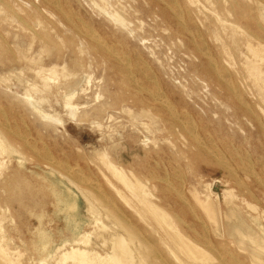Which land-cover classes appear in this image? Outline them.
<instances>
[{"label": "rangeland", "instance_id": "1", "mask_svg": "<svg viewBox=\"0 0 264 264\" xmlns=\"http://www.w3.org/2000/svg\"><path fill=\"white\" fill-rule=\"evenodd\" d=\"M239 2L245 6L235 10ZM257 2L264 6L263 0H111L129 32L93 0H0V135L7 131L15 147L0 150V243L11 251L0 254V264H62V250L43 258L35 241L41 227L57 241L60 234H77L66 206L75 200L77 236L87 243L82 247L110 246L109 236L121 229L113 218L119 214L141 239L135 248L141 245L151 261L179 264L171 250L183 254L170 235L141 210L109 162L141 180L150 178L149 170L156 173L149 188L154 195L170 194L161 204L174 218V232L204 248L216 264H264V59L262 76L253 75L246 45L251 37L264 50V19L258 17L264 10ZM220 64L228 80L209 73ZM52 67V75L41 71ZM155 90L162 100L152 96ZM67 93L75 115L65 105ZM145 106L158 114L156 123L142 115ZM171 118L177 128L168 126ZM67 177L96 198L94 206ZM54 189L64 200L60 207ZM251 255L259 259L251 261Z\"/></svg>", "mask_w": 264, "mask_h": 264}, {"label": "bare ground", "instance_id": "2", "mask_svg": "<svg viewBox=\"0 0 264 264\" xmlns=\"http://www.w3.org/2000/svg\"><path fill=\"white\" fill-rule=\"evenodd\" d=\"M42 1V0H41ZM49 1V0H48ZM94 1V7L96 6L101 12H107V14H108V16H109V18L113 21V22H115L116 24H118L119 26H121V27H124V29L125 30H127V31H131L132 32V30L129 28V24L127 23V21H126V19H125V17L121 14V12H120V10L119 9H117L114 5L112 6V4H111V0H93ZM123 1V0H122ZM162 1H164V0H162ZM166 1V0H165ZM198 1V0H197ZM264 1V0H263ZM172 2V1H171ZM173 2H174V0H173ZM182 2V1H181ZM52 3V2H51ZM92 3V2H91ZM183 3V2H182ZM226 3V2H225ZM54 4V3H53ZM166 4H167V2H166ZM169 4H172V3H170V1H169ZM168 5V4H167ZM174 5V4H173ZM172 5V6H173ZM202 5V4H201ZM219 5V4H218ZM256 5V7L258 8V9H260L261 11H262V9L264 10V6H262L261 4H260V2H257V4H255ZM204 6V5H203ZM243 6H245V2H239V3H237V5H236V7H235V10H241V9H243L242 7ZM171 7V6H170ZM177 7V6H176ZM179 8V7H178ZM203 9H205L204 7H203ZM61 10L63 11V14H66L65 12V10H63L62 8H61ZM187 10V9H186ZM250 10H252V9H250ZM254 11H255V9H253ZM259 10V11H260ZM12 11V10H11ZM180 11L181 10H179V11H175V14H176V16L178 17L179 15H180ZM188 11H190L189 9H188ZM260 11V12H261ZM54 12V11H53ZM244 12H246V11H244ZM2 13V12H1ZM5 13V12H4ZM158 14L159 12L157 11V10H155L154 11V14ZM68 14V13H67ZM70 15V14H69ZM255 15V14H254ZM107 16V15H106ZM12 17V16H11ZM67 17H68V15H67ZM258 17H261V18H263L264 19V14H258ZM13 18V17H12ZM191 18V17H190ZM68 19V18H67ZM183 19V18H182ZM187 19H189V18H187ZM219 19V18H218ZM63 20V19H62ZM3 21V19H1L0 20V23ZM141 21V20H140ZM182 21V20H181ZM258 21V20H257ZM15 22H16V20H15ZM72 22V21H71ZM180 23V22H179ZM225 23V22H224ZM34 24V23H33ZM37 24V23H36ZM35 24V25H36ZM73 24H75L74 22H73ZM39 25H41V23H39L38 25H37V27L39 26ZM181 25V24H180ZM229 25V24H228ZM247 25V24H246ZM74 26H76V24L74 25ZM181 26H183V23H182V25ZM184 27V26H183ZM239 27V26H238ZM83 28V27H82ZM190 28V27H189ZM84 29V28H83ZM248 29V28H247ZM189 30V29H188ZM196 30V29H195ZM195 30H193L194 32H195ZM240 30V29H239ZM198 31V33H199V30H197ZM250 31V30H249ZM83 32V31H82ZM85 33H86V35L88 34V35H92L93 36V39L95 38L96 39V36L97 35H94L92 32H90L89 30H85L84 31ZM252 32V31H251ZM115 33V32H114ZM204 33V32H203ZM192 35V34H191ZM257 36V35H256ZM262 36V35H261ZM204 38V37H203ZM251 38V37H250ZM250 38H248V41L246 42V45H247V48H248V50H249V52H251L252 53V55H253V59H251V61H250V64H249V68H250V71L252 72V74L253 75H255V76H257V77H260V76H262V74H263V71L262 70H260V67H259V63L261 62V61H263V59H264V50H263V48H261V47H259V45L257 44V45H255V44H253L252 43V41H251V39ZM100 39V38H99ZM192 39V38H191ZM190 39V40H191ZM264 39V38H263ZM36 40H37V38H34V40H33V43L31 44V47H30V49L32 48H34V46H35V44L34 43H36ZM193 40V39H192ZM191 40V41H192ZM86 41V40H85ZM194 41V40H193ZM192 41V42H193ZM201 42V41H200ZM199 42V43H200ZM21 43V42H20ZM24 43V42H23ZM88 43V42H87ZM101 43V42H100ZM112 42L110 41V43L109 44H111ZM22 44V43H21ZM89 44H91L90 42H89ZM108 44V45H109ZM207 44V43H206ZM205 44V45H206ZM93 44H91V46H92ZM112 45V44H111ZM111 45H109V46H111ZM197 45V44H196ZM263 45V44H262ZM94 47H96L97 49H99L100 47L102 48V45L101 44H99V43H97V44H94L93 45ZM113 46V45H112ZM111 46V47H112ZM115 46V45H114ZM113 46V47H114ZM23 47V46H22ZM93 47V48H94ZM108 47V46H107ZM112 47V48H113ZM203 47V46H202ZM206 47V46H205ZM264 47V46H263ZM111 48V49H112ZM204 49V48H203ZM96 51V50H95ZM109 51H111V50H109ZM97 52V51H96ZM101 53V52H100ZM103 53V52H102ZM207 54V53H206ZM101 55V54H100ZM103 56V55H102ZM106 56V55H105ZM104 57V56H103ZM109 57V56H108ZM118 57V56H117ZM106 58H107V56H106ZM123 58V57H122ZM220 58V57H219ZM110 59V58H109ZM209 59V58H208ZM213 59V58H212ZM112 60H113V58H112ZM111 60V61H112ZM210 61H211V59H210ZM221 62V58H220V60H218V62ZM222 61H223V59H222ZM222 63V62H221ZM144 64V63H143ZM208 64V63H207ZM227 64V63H226ZM129 66V65H128ZM138 66H140V64H138ZM227 66V65H226ZM141 67V66H140ZM212 67V66H211ZM122 68L126 71V75L127 74H130V69L127 67V66H125V65H123L122 66ZM221 68H223V67H221V64H220V66L219 65H217V66H215L214 65V67H213V71L211 70V72H209V73H211V76H218V77H221L222 79L224 78V80H228V78L226 77V75H224V73L222 72V70H224V69H221ZM227 68H229V67H227ZM135 69V68H134ZM44 70H46V73L48 72V74H53V73H55V71H54V68L52 67V68H49V69H42L41 71H43V72H45ZM151 70V69H150ZM153 70V69H152ZM32 71V70H31ZM41 71H39V72H41ZM38 72V73H39ZM37 73V71L35 72V74ZM133 73H134V71H133ZM139 73V72H138ZM22 74V73H21ZM135 74H137V72L135 73ZM134 74V75H135ZM38 75V74H37ZM36 75V76H37ZM56 75V74H55ZM138 75V74H137ZM150 75H152V74H150ZM54 76V75H53ZM65 76H66V74H65ZM65 76H64V78H65ZM130 76V75H129ZM67 77V76H66ZM150 77V76H149ZM209 77V76H208ZM229 77V76H228ZM48 77H46L45 75H44V79L46 80V81H44V79H43V81L44 82H48V80L49 79H47ZM68 78V77H67ZM147 78V77H146ZM51 79V78H50ZM127 79H128V77H127ZM152 79V78H151ZM150 79V80H151ZM41 80V79H40ZM121 80V79H120ZM42 81V80H41ZM50 81H52V80H50ZM122 81V80H121ZM235 81V80H234ZM136 82V81H135ZM229 82V81H228ZM120 83V82H119ZM134 83V82H133ZM231 83H232V81H231ZM45 84V83H44ZM48 84V83H47ZM121 84V83H120ZM123 84V83H122ZM121 84V85H122ZM140 84H142V83H140ZM235 84H237V83H235ZM126 85V84H125ZM152 85H154V84H152ZM123 86V85H122ZM14 87V86H13ZM32 87V86H31ZM48 87V86H47ZM228 87V86H227ZM231 86H229V88H230ZM234 87V86H233ZM235 87H237V86H235ZM45 88V87H44ZM143 88H145V87H143ZM242 88V87H241ZM47 89V88H46ZM153 89V88H152ZM152 89H151V91H152ZM158 89V88H157ZM236 89V88H235ZM238 89V88H237ZM230 90V89H229ZM242 91H243V89H241ZM36 91V90H35ZM157 90H155L154 92H153V94H152V96H154V98L156 99V100H162V95L160 94V93H157L156 92ZM163 91V90H162ZM69 92V91H68ZM72 92V91H71ZM71 92H69L70 94H72ZM69 93H67L66 95H70ZM236 93V92H235ZM237 94H239V92L237 93ZM65 95V96H66ZM67 97V96H66ZM234 97H236V96H234ZM71 96H69V97H67V101H66V106L67 107H69V108H71V110H72V113H73V115H75V109L77 108H75V106H73V104L71 103ZM237 98L238 99H240L239 98V95H237ZM242 98V97H241ZM29 99V98H28ZM243 99V98H242ZM245 99V98H244ZM42 100V99H41ZM56 101V100H55ZM164 101V100H163ZM139 102V101H138ZM142 102V101H141ZM141 102H139V103H141ZM167 102V101H166ZM55 103V102H54ZM242 103H244V102H242ZM10 106H11V104H10ZM151 106H145V107H143V110H141L142 111V115H144V116H147V117H149L150 118V121L152 122V123H156V121H157V115L158 114H156L155 112H154V109L153 108H150ZM253 107H255V106H253ZM157 108V107H156ZM156 110H158V109H156ZM236 111V110H235ZM238 111V110H237ZM239 111H241V110H239ZM38 112V111H37ZM182 113V112H181ZM243 113V112H242ZM253 113V112H252ZM161 114V113H160ZM186 114V113H185ZM245 114V113H244ZM48 115V114H47ZM47 115H45V116H47ZM179 115H180V113H179ZM182 115V114H181ZM246 115L247 114H245V117H246ZM183 116V115H182ZM49 117H51V116H49ZM183 117H185V116H183ZM183 117H180L181 119H183ZM249 119H251L250 117H248ZM6 119V118H5ZM188 119H189V117H188ZM187 118H186V120H188ZM163 120V119H162ZM172 120H174V118H171L170 120H169V124L167 123V122H165L164 124L166 125V123L168 124V126L170 127V128H172L173 129V127H178V123H177V121L176 120H174V121H172ZM191 121V120H190ZM200 121V120H199ZM163 122H164V120H163ZM187 122V121H186ZM1 123H3V121L1 122ZM0 123V124H1ZM151 123V124H152ZM5 124V123H4ZM182 124V123H181ZM6 127H8L7 125H5ZM258 127V126H257ZM15 128V127H14ZM175 128V129H176ZM180 128V127H179ZM183 128V127H182ZM187 128H189V127H187ZM190 130V129H189ZM191 130H193V129H191ZM3 131V130H2ZM6 130L4 129V132H5ZM176 131V130H175ZM180 131V130H179ZM13 132V131H12ZM18 132V131H17ZM182 132H183V134H184V131L182 130ZM194 132V130L192 131V132H190V133H193ZM182 134V133H181ZM20 135V134H19ZM204 135V134H203ZM176 136V135H175ZM183 136V135H182ZM173 138H174V136H172ZM176 137H178V136H176ZM184 137V136H183ZM205 137V136H204ZM207 137V136H206ZM21 139V138H20ZM175 139V138H174ZM173 139V140H174ZM200 141V140H199ZM202 141V140H201ZM210 141V140H209ZM175 142V141H174ZM208 142V141H207ZM27 143V142H26ZM171 144V143H170ZM199 144V143H198ZM214 144V143H213ZM191 145H193V144H191ZM194 145H196V144H194ZM193 145V146H194ZM207 145V144H206ZM196 147V146H195ZM206 148L208 147V146H205ZM23 148V147H22ZM194 148V147H193ZM209 148V147H208ZM9 149H15V147H13L10 143H9V141H8V136H7V131H6V134H3V135H0V150H2V151H6V150H9ZM190 149H192V148H190ZM198 149V148H197ZM180 150H182V149H180ZM192 152H193V150H191ZM214 151V150H213ZM190 152V151H189ZM197 153H199L200 152V150L198 151H196ZM195 152V153H196ZM183 153V152H182ZM194 152H193V154L191 153V155H194L195 154ZM212 153V152H211ZM201 154L202 153H199V155L201 156ZM184 155V154H183ZM196 155V154H195ZM219 155V154H218ZM223 156V155H222ZM20 157H22V156H20ZM80 157V156H79ZM82 158V157H81ZM209 158V157H208ZM105 159V158H104ZM105 162V161H104ZM103 162V163H104ZM204 162H206V160L204 161ZM1 163V162H0ZM232 163V162H231ZM103 166H106L105 164L103 165ZM108 166H109V168L113 171V173H114V175L116 176L115 178H118L117 180H120L121 182H123L126 186H127V188L130 190V192L132 193V194H134V197H135V199H136V201H137V205H139L140 207H141V210L142 211H144V212H146V213H149V214H151L153 217H154V219L156 218L157 219V221H159V223H160V228L162 227V229H164L165 230V233H167L168 235H170V238L172 239V241H173V243H174V246H176L177 247V249L178 250H180V252L183 254L182 256H180V255H178L176 252H174V251H172L171 250V252H173L174 253V255H175V257H176V259H177V261H178V263L179 264H216V262H215V259L211 256V255H209L210 253H207L206 251H205V249L204 248H202L201 246H199L198 244H196V243H194V242H192L191 240H189L188 238H186L185 236H183L182 234H180L179 232L178 233H176V232H174V224H175V221H174V218H173V216L171 215V213H169L167 210H166V208L163 206V204H161V200H162V202L163 201H167V197L166 196H169L170 194H167V192L165 191V190H163L161 193H158L157 195H154V193L152 192V190L149 188V181L148 180H150L151 179V177H155L154 175L156 174H154L153 173V171H151V170H149L148 171V176L150 177V178H148L147 180H141L139 177H137V176H135V175H133V177H129L124 171H122L121 169H119V168H117V167H114L113 165H112V163H108ZM242 166V165H241ZM220 167V166H219ZM247 167V166H246ZM76 168V167H75ZM107 169V168H106ZM175 169H180L179 167L177 168V167H175ZM230 169V168H229ZM53 171H54V169H52ZM51 170V171H52ZM181 170V169H180ZM231 170V169H230ZM242 170V169H241ZM79 171V170H78ZM82 171V170H81ZM243 171H245V170H243ZM55 172V171H54ZM101 172V171H100ZM58 173V172H57ZM69 174V173H68ZM132 174V173H131ZM172 174V173H171ZM253 174V173H252ZM260 175V174H259ZM103 176V175H102ZM176 176V175H175ZM65 177V176H64ZM75 177V176H74ZM105 177V176H104ZM177 177V176H176ZM68 178V177H67ZM80 178V177H79ZM86 179V178H85ZM107 179V178H106ZM67 180H69V182L73 185V187L74 188H76V189H78L79 191H81V193L86 197V199L89 201V206H94L93 204L94 203H96V202H94V201H96V200H94V199H96V198H94V196H93V198L92 197H90V195H89V193H87V191H85V189H81L80 187H79V185H77L76 183H74L73 181H71L69 178L67 179ZM66 180V181H67ZM77 180V179H76ZM259 180V179H258ZM81 182V181H80ZM241 182V181H240ZM52 184H55V181H54V179H52ZM89 184V183H88ZM110 184L112 185L111 187H114L113 189H114V191H117V193H119L120 195H122L123 193H122V190L120 191L119 190V188L118 187H115V185L114 184H112L111 182H110ZM167 184V183H166ZM169 184V183H168ZM264 184V183H263ZM154 185V184H153ZM151 186V185H150ZM30 187V186H29ZM153 187V186H152ZM17 189V188H16ZM112 189V190H113ZM159 189V188H158ZM91 191H92V189H91ZM101 191V190H100ZM51 192H53V194L52 195H54V198H55V205L57 206V207H60V203H62L64 200L62 199V198H60L59 196H57V191L54 189L53 191H51ZM228 192V191H227ZM19 193V192H18ZM94 193V192H93ZM20 194V193H19ZM92 194V193H91ZM21 195V194H20ZM28 196V195H27ZM82 196V195H81ZM20 197V196H19ZM59 197V198H58ZM96 197H98V196H96ZM122 197V196H121ZM120 197V198H121ZM17 198V197H16ZM15 198V199H16ZM133 198V197H132ZM14 199V200H15ZM107 199V198H106ZM124 199V198H123ZM125 199H127V198H125ZM17 200V199H16ZM19 200V199H18ZM85 200V199H84ZM97 200H98V198H97ZM102 200V199H101ZM211 200V199H210ZM28 201V200H27ZM86 201V200H85ZM202 201V200H201ZM98 202V201H97ZM210 202V201H209ZM208 201L205 203V204H207V203H209ZM101 203V202H100ZM128 203V202H127ZM227 203V202H226ZM246 203V202H245ZM107 204V203H106ZM235 204H237V203H235ZM249 204V203H248ZM247 204V206H248V208L251 206V207H254V209H255V207L256 206H253V205H248ZM28 205V204H27ZM32 205H33V203H32ZM210 205H211V203L209 204V207H210ZM66 206L68 207V209H70V211L71 210H73V212H72V217H73V220L74 221H76L75 223V228H76V230H77V234L80 232V228H81V223H79V219H77V215L76 214H73V213H75V210L76 209H78L77 208V200H75V201H73V202H66ZM203 206V205H202ZM207 206H208V204H207ZM246 206V207H247ZM103 207H106V205L105 206H103ZM96 209V208H95ZM105 209V208H104ZM207 209H209L208 211H210L211 210V212H213L212 211V209L211 208H207ZM237 209H238V207H237ZM253 209V208H252ZM251 209V210H252ZM93 210V209H92ZM103 210V209H102ZM106 210H107V212L109 213V211L110 210H108L107 209V207H106ZM21 211V210H20ZM89 211V210H88ZM229 211H230V213L232 214V215H235V214H237V212H238V210L236 211V208L233 206L231 209H229ZM228 211V212H229ZM23 212V211H22ZM31 212V211H30ZM90 212V211H89ZM112 212V211H111ZM211 212L209 213V214H211ZM256 212V211H255ZM25 212H23V215L22 216H24L25 214H24ZM28 213V212H27ZM92 213H93V211H92ZM100 213V212H99ZM107 213V214H108ZM214 213V212H213ZM29 214V213H28ZM94 214H95V212H94ZM97 214V213H96ZM136 214V213H135ZM31 214H29V216H30ZM100 215V214H99ZM108 215H110L111 217L114 215V220H116L115 222H117L120 226V228L121 229H118V230H116V231H114L110 236H109V241L111 242V244H110V246H107V244H106V241H103L102 242V244H92V245H90V246H81L82 244L84 245L86 242L84 241L85 239H82V237H80V238H78V236H77V234L74 236V237H70L69 235H67L66 236V234H60V237H62V239L60 240V241H57V239H54L53 238V235H52V232H51V230H48V229H45V228H40V230H38L37 228V230H38V232H37V240L35 241V246H36V250H37V254H39L41 257H50V256H56V254H57V252H58V250H62V251H60V254H59V261L62 263V264H167V263H165L164 261L162 262L161 260H156V261H151L148 257H147V255L146 254H143V252L140 250V249H138V248H140L141 247V245H140V247H138V248H135L132 244H134V242L135 241H139V243H141V239L140 238H138V235H137V232L135 231V230H133V228L130 226V224L127 222V219L124 217V216H121V215H119V214H113L112 215V213L111 214H108ZM44 215H37L36 217H38V219H40V218H42ZM109 216V217H110ZM226 216H227V218L229 217V214L227 213L226 214ZM32 217V216H31ZM99 217V216H98ZM105 217V216H104ZM108 217V216H107ZM135 217V216H134ZM133 217V218H134ZM151 217V216H150ZM224 218H225V216H223ZM24 218V217H23ZM213 222L215 223V224H217V228H218V226H219V220L216 218V216L215 215H213ZM226 218V219H227ZM96 219V218H95ZM104 219H106V218H104ZM153 219V218H152ZM153 219V220H154ZM200 219V218H199ZM240 219H242V218H239L238 220H240ZM101 220V219H100ZM107 220H109V218L107 219ZM137 220V218L135 217V220L134 221H132V222H137L136 221ZM139 220V219H138ZM25 221H27V220H25ZM113 222V221H112ZM105 223V222H104ZM139 223V222H138ZM113 224H115V223H113ZM158 224V223H157ZM102 225V224H101ZM116 225V224H115ZM136 225V224H135ZM104 226V225H103ZM117 226V225H116ZM148 226V225H147ZM114 227V226H113ZM145 227V226H144ZM149 227V226H148ZM135 228V227H134ZM116 229V228H115ZM141 229H143V227L141 226ZM145 230H146V228H144ZM177 229V228H176ZM208 229V228H207ZM36 230V231H37ZM144 230V231H145ZM148 230V229H147ZM35 231V232H36ZM34 232V231H33ZM147 232V231H146ZM145 232V233H146ZM147 233H149V232H147ZM100 234V233H99ZM110 233H108V235H109ZM101 236H102V234H100ZM184 235H186L185 233H184ZM86 237V236H85ZM100 237V236H99ZM143 237V236H142ZM154 237V236H153ZM206 237V236H205ZM98 238V237H97ZM103 238V237H102ZM72 239V240H71ZM90 239V238H89ZM137 239V240H136ZM2 239L0 238V241H1ZM144 240V239H143ZM88 241V240H87ZM196 241H199V240H196ZM85 242V243H84ZM158 242V241H157ZM216 242H218V244H219V241H217L216 240ZM82 243V244H81ZM137 243V242H136ZM222 243V242H221ZM81 244V245H80ZM143 244V243H142ZM210 244V243H209ZM85 245H87V243L85 244ZM88 245H89V243H88ZM144 245V244H143ZM149 245H150V243H149ZM32 246V245H31ZM137 246H139V244L137 243ZM145 246V245H144ZM143 246V247H144ZM208 246V245H207ZM222 246V245H221ZM144 248H146V247H144ZM148 250V248H146V251ZM157 250V249H156ZM225 250L227 251V249L225 248ZM233 251V250H232ZM11 251H9V249H8V247H6L5 245H3V244H1L0 243V254L1 255H3V256H8L9 255V253H10ZM15 252H16V250H15ZM145 252V251H144ZM162 252V251H161ZM169 253H170V251H168ZM209 252V251H208ZM223 252H225V251H223ZM152 253V252H151ZM150 253V254H151ZM235 253V252H234ZM154 254V253H153ZM152 254V255H153ZM171 255V254H170ZM240 256V255H239ZM163 258V257H162ZM170 258V257H169ZM168 259V258H167ZM259 259V257H257V256H250V260L251 261H256V260H258ZM69 261V262H68ZM174 261V260H173ZM232 261V260H231ZM176 262V261H175ZM177 263V262H176ZM3 264H14V263H12L10 260L7 262V261H5V260H3ZM170 264H172V263H170ZM246 264V263H245ZM248 264H250V263H248Z\"/></svg>", "mask_w": 264, "mask_h": 264}]
</instances>
